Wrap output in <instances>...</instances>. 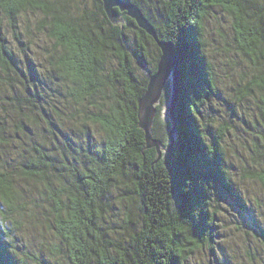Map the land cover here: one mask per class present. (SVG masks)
Masks as SVG:
<instances>
[{
	"label": "trees",
	"instance_id": "1",
	"mask_svg": "<svg viewBox=\"0 0 264 264\" xmlns=\"http://www.w3.org/2000/svg\"><path fill=\"white\" fill-rule=\"evenodd\" d=\"M124 1L139 7L159 40L175 47L179 80L172 157L166 151L171 122L164 114L169 83L155 106L152 126L153 137L162 143L159 158L154 148H146L138 127L137 102L156 70L160 50L133 19L118 12L122 22L111 23L101 0H95L92 14L78 16L49 0H0V12L12 31L21 12L41 13L40 30L56 50L46 74L31 67L24 70L0 21V79L8 85L16 81L22 88L20 95H12L16 119L10 136L22 141L25 137L30 148L17 172L41 185L70 264H183L187 253L205 246L214 252V188L245 206L224 160L225 130L207 142L198 124L201 107L217 94L204 53L203 21L215 7L232 17L236 49L255 72L251 87L260 95L264 149V0ZM91 127L97 138L90 134ZM126 172L141 220L123 240H116L102 225L103 204ZM251 178L264 190V163ZM15 181V174L0 170V195L9 207ZM7 237L1 227L0 264H26L11 256Z\"/></svg>",
	"mask_w": 264,
	"mask_h": 264
},
{
	"label": "rangeland",
	"instance_id": "2",
	"mask_svg": "<svg viewBox=\"0 0 264 264\" xmlns=\"http://www.w3.org/2000/svg\"><path fill=\"white\" fill-rule=\"evenodd\" d=\"M49 1L57 3L72 16L85 11L92 14L95 9V0ZM0 21L2 33L19 67L24 70L35 68L44 74L49 67V56L56 50L53 42L40 30L42 14L31 10L21 12L14 31L2 12ZM202 39L217 94L201 107L198 124L207 142L218 130H225L222 140L224 160L245 206L238 205L223 189L214 188L211 208L215 214L214 252L205 246L192 254L187 253L183 264H264V190L251 178L264 163L260 140L263 129L257 108L260 95L251 87L254 68L236 49L232 17L220 8L209 10L203 21ZM149 53L151 55L152 50ZM138 75L142 74L138 72ZM4 81L0 79V170L16 176L12 207L0 195V228L8 234L9 253L26 264H70L66 246L55 233L51 208L43 198L41 185L17 172L18 163L30 153L24 143L25 137L22 141L10 136L14 130L11 125L16 119L12 95L14 92L20 95L22 88L16 81L11 85ZM247 92L250 94L246 95ZM164 112L166 114V110ZM89 130L93 137L99 136L96 128ZM52 132L59 133L56 128ZM45 134L51 140V135ZM34 135L42 137L41 133ZM102 219L105 230L116 240H123L139 226L141 215L129 172L104 200Z\"/></svg>",
	"mask_w": 264,
	"mask_h": 264
},
{
	"label": "water",
	"instance_id": "3",
	"mask_svg": "<svg viewBox=\"0 0 264 264\" xmlns=\"http://www.w3.org/2000/svg\"><path fill=\"white\" fill-rule=\"evenodd\" d=\"M168 1V0H164ZM102 9L108 20L113 24L122 22L118 12H124L127 17L133 19L136 25L146 34L151 36L160 50L159 60L155 72L149 77L144 94L137 102L138 127L144 133L146 148H154L157 151L158 158L161 155V141L153 137V122L156 115V104H158L164 87L170 84V96L167 106V117L171 122V128L168 131L167 153L171 158L174 153V139L176 132V106L178 103V60L175 47L172 43L161 41L156 32L144 16L143 12L135 4L124 0H101Z\"/></svg>",
	"mask_w": 264,
	"mask_h": 264
}]
</instances>
